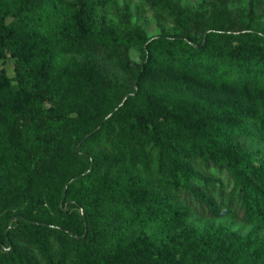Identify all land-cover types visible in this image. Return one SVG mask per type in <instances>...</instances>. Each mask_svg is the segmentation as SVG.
I'll use <instances>...</instances> for the list:
<instances>
[{
    "label": "trees",
    "instance_id": "trees-1",
    "mask_svg": "<svg viewBox=\"0 0 264 264\" xmlns=\"http://www.w3.org/2000/svg\"><path fill=\"white\" fill-rule=\"evenodd\" d=\"M140 2L0 0V264H264V0Z\"/></svg>",
    "mask_w": 264,
    "mask_h": 264
},
{
    "label": "rangeland",
    "instance_id": "rangeland-1",
    "mask_svg": "<svg viewBox=\"0 0 264 264\" xmlns=\"http://www.w3.org/2000/svg\"><path fill=\"white\" fill-rule=\"evenodd\" d=\"M195 1L196 0H182V2H185L186 4H190V3L193 4ZM115 2H116V5H118L119 7L123 3H126L129 6L130 11L132 12V16H131L132 20L136 18L137 13L139 14V22L141 23V26L147 36L150 37V36H154L157 34V27L150 19V12L147 11L146 7L142 5L140 0H115ZM136 9H138L137 12H136ZM104 13L106 14L107 21H111L112 23H115V17L112 15L111 9H108V10L105 9ZM263 19H264V16H263ZM164 26L166 28L169 27V25L166 23L164 24ZM130 60L135 63L138 62L137 56L134 52L130 53ZM1 67L5 70L8 76H11L12 74L11 64L9 61H6L4 64L1 65ZM242 144L244 148L247 150H254L257 148H262L264 145V143L259 142V141H244ZM191 221L195 225H198V226L202 224V221H196V220H191ZM224 223L225 225L228 226L230 230L237 231L240 235L244 234L248 230V228L241 226V224H239L238 222L231 221L229 219H226Z\"/></svg>",
    "mask_w": 264,
    "mask_h": 264
}]
</instances>
